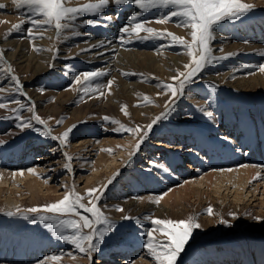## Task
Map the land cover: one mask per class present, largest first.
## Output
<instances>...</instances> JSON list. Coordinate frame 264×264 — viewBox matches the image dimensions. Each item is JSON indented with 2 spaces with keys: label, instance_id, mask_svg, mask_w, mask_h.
<instances>
[{
  "label": "rangeland",
  "instance_id": "rangeland-1",
  "mask_svg": "<svg viewBox=\"0 0 264 264\" xmlns=\"http://www.w3.org/2000/svg\"><path fill=\"white\" fill-rule=\"evenodd\" d=\"M88 2L95 0H70L68 6H81ZM245 2L254 5L252 11L238 21H225L217 26L216 39L211 43L215 56L233 55L205 67L185 89V93L193 90L199 95L198 98L210 100V103H205V107H202L192 98L186 99L185 95L177 98L174 111L167 119L153 126L140 151L130 156L129 153L135 148L134 146L130 151L131 146L138 142L139 137L113 129L119 128L120 124L146 129L148 124L165 111V105L172 97L161 84L173 83L172 77L177 76L178 72L186 71L185 65L191 62V57L183 47L171 44L170 38L135 39L134 33V37L126 36L127 45L123 44L124 47L122 45V48H118V54L116 52L112 58L116 65L114 63L110 66V63L98 61L93 56L95 51L90 43L93 39L87 35L93 28L99 32L107 29L111 21H105L104 13L98 17L84 14L75 22V28L65 29L59 38L54 28L37 29L28 22L23 24L22 30L11 31L9 35L13 25L27 21L32 14L27 7L16 8L13 0H0V4L5 5L0 8V21H3L0 23V50L4 53L5 61L0 62V89H3L0 91V102L8 103L7 108H0V141L5 142L0 148H5L6 151L12 145L18 154L7 157L3 163H10L12 166L17 158L26 168L35 169L30 178L23 175L21 182L10 176L13 169L8 168L11 166L4 165L6 171L0 169L8 173L5 176L0 173V240H16L23 244L27 241L20 240L31 238L36 240L38 246L44 243L40 253L31 257L32 260H26L23 256V260L17 262L12 260L14 257H10L7 261L9 264H156L144 247L148 239L147 233L153 228L146 217L177 221L194 217L201 224V228L194 230L185 250L178 257L177 264H221L224 260L225 264H239L238 261L240 264H264V223H256L254 220L255 217L264 218V160L250 161L258 169L251 180L239 179L237 171L232 173L231 178L221 177V180L212 185H208L205 178V175L220 171L222 167L229 169L243 164L230 166V163L236 162L227 160L230 155L239 158V162L245 156H254L257 151L264 157V71L259 70V66L264 65V0ZM128 10L133 12L138 9L129 3L109 6L105 12L119 13L115 22L120 20L123 27L129 24V17L132 15H127ZM167 11L169 10H151L140 19L146 22L145 27L170 31L190 41V30L180 25L179 18H173L167 23L157 22L161 13ZM83 20H90L92 23L86 25L82 23ZM129 27L132 25L129 24ZM29 28L33 29V33L39 32L43 36L29 38ZM73 32L81 35H73ZM140 35L147 33L141 32ZM5 42L7 47L4 46ZM37 48L41 50L37 51ZM7 65H11L12 74L19 77L23 92L27 95L14 91L15 85L10 79L11 74L6 70ZM94 70L107 73L93 82V86H100L103 96L98 92L84 95L80 91L82 85L75 83L74 77L77 74ZM110 80L113 83L109 90L106 86ZM209 84L215 87H209ZM33 88L36 89L35 93ZM41 88L44 89L43 92L40 91ZM144 95L153 102H143ZM38 96L42 97L41 100L37 99ZM11 100L34 104V113L21 110L20 115L30 118L38 114L47 122L53 135H60L70 126L76 125L68 143L61 146L58 141L43 137L33 128L22 131L18 126L20 122L15 119L16 114L12 112L18 105L10 102ZM124 105H127L128 115L122 111ZM206 112H211L212 116H205ZM105 116L110 119L105 121ZM61 118L63 123L57 124ZM112 120L119 121L120 124L112 123ZM231 121L243 122L242 125L246 127L241 133L239 131L243 142H239L238 134L235 136L237 143L220 134V130L225 129L222 127L228 128ZM33 123L36 128H43L35 121ZM190 131L199 134L200 146H194V142L191 143L189 139L186 141L187 132ZM224 151H229L226 153L227 158ZM64 153L73 157L70 171L64 169V164L68 163ZM153 161L163 165L168 161L167 165L171 163L169 168L174 174L154 167ZM16 166L20 167L19 164H14ZM197 168L200 169L196 170ZM35 175L42 176L41 186L29 183L36 179ZM113 176L116 179L109 185L98 206L122 226L114 235L106 238L100 250L92 254L91 260L70 243L58 239L44 223L32 224L31 217L36 214H29L27 218L6 215L8 211L14 212L17 208L26 211L59 201L73 186L76 192L84 195L88 189L102 188ZM189 178L190 181L197 179V184H194L197 187L188 182L189 187H195L193 191H189L187 186L182 187ZM198 179L205 180L206 185ZM165 193L168 195H164ZM161 196L163 198L160 203H155L156 198ZM90 199L92 198L85 195L82 202L90 206ZM117 206L123 211H119ZM209 207L213 209L212 215L207 214ZM233 213L239 219L231 215ZM123 216L136 217L143 222L136 225L133 221L122 220ZM221 220H228L234 227H228ZM153 235L160 240L166 239L159 232H154ZM54 247L56 252L51 254L60 256V260L47 256L49 249ZM114 251H123L122 257H126L128 261H117ZM102 257L106 259V263L98 262ZM65 260L69 262L66 263ZM0 262L6 264L3 258Z\"/></svg>",
  "mask_w": 264,
  "mask_h": 264
},
{
  "label": "snow or ice",
  "instance_id": "snow-or-ice-1",
  "mask_svg": "<svg viewBox=\"0 0 264 264\" xmlns=\"http://www.w3.org/2000/svg\"><path fill=\"white\" fill-rule=\"evenodd\" d=\"M13 3L16 8L27 7L32 15L29 16L27 21H21L13 25L8 33L9 35L11 31L22 30V25L28 22L37 29L54 28L57 32V38H59L60 34L65 29L75 28V22L84 14L98 17L109 6H121L130 3L136 6L138 10L129 17V24L132 25V27L130 28L129 24H125L119 29L118 38L121 44L126 42L125 36L131 37L133 33H135L136 39L141 40L170 38L171 44L182 46L186 54L191 57V62L185 65L186 71L178 72L177 76L172 77L173 83L161 84L163 89L171 93L172 99L165 105V111L148 124L146 129H142L140 126L127 127L120 124L119 121L112 120V123L120 124L119 128L113 129L114 131H126L139 137L138 142L135 144L134 151L130 153V156H134L140 151L141 145L148 138L153 126L159 123V121L167 119L174 111L176 99L185 95V89L194 82L195 78L198 77L205 67L219 60L227 59L228 55H233L230 53L225 56L217 57L213 54L211 43L216 39L215 30L217 26L222 25L225 21H238L254 8V5L246 3L245 0H95V2H88L81 6H68L70 0H13ZM3 7H5V5L0 4V8ZM151 10H169L167 12H162L157 18V22L167 23L173 18H179L180 25L190 30L191 40L189 41L170 31H158L151 27H145L146 22L142 21L140 17ZM112 19V16L105 17V21H111ZM97 22L99 23V21ZM0 23H3V21H0ZM82 23L87 25L92 23V21L83 20ZM27 32L29 38H34L36 35L43 36V34L39 32L33 33L32 28H29ZM141 32L147 33V35L141 36ZM73 35H81V33L73 32ZM106 43L111 42L101 40L92 47L99 48ZM36 50L40 51L41 49L37 48ZM0 62H5L2 50H0ZM6 70L11 74L10 79L15 85L14 91L27 95L23 92V86L19 77L12 74L13 69L11 65H7ZM259 70L264 71V65H260ZM106 74L107 73L103 70L88 71L77 74L74 80L76 84L82 85L80 91L83 92L84 95L98 92L103 96L104 92L101 91L100 86H93V82ZM125 75H127V73H125ZM112 83L113 81L110 80L106 86L109 90ZM209 87H215V85L209 84ZM0 91H3V89H0ZM40 91L43 92L44 89L41 88ZM81 99H83V97H81ZM142 99L145 103L153 102L147 95H144ZM10 102L18 105V107L12 109V112L16 114L15 119L20 122L18 126L22 131L33 128L43 137L58 141L61 146L68 143L70 134L73 132V129L76 128V125L70 126L60 135H53L47 122L38 114H34L30 118H25L20 115L21 110L34 113V104L29 105L21 103L19 100H11ZM7 107L8 103L0 102V108ZM122 111H124L126 115L129 114L127 112V105L122 107ZM206 115L211 117L212 113L207 112ZM103 119L108 121L110 118L105 116ZM33 121L42 125L43 128H36ZM62 123L63 118L57 121V124ZM4 143V141H0V145ZM64 155L68 161V163L64 164V169L70 171V161L73 157L67 153H64ZM152 164L154 167L167 171V168L163 164H158L154 161ZM27 171L35 173L34 168L27 169ZM222 171L230 172L232 169ZM20 174L23 175V171H21ZM116 175L118 176L119 173ZM257 176H259V174H257ZM115 179L116 176H113L102 188L88 189L84 195L76 192L75 186H73V189L67 192L59 201L43 206L32 207L26 211H21L17 208L14 212L8 211L6 215H20L27 218L29 214H36L31 219L32 224H36L37 222L44 223L45 227H47L58 239L70 243L78 252L87 254L91 260L92 254L100 250L101 244L105 242L106 238L114 235L118 231V228L122 226L118 225L115 220L107 216L102 208L98 206L99 201L103 199L109 185H111ZM85 195L92 198L89 200L90 206H86L85 203L82 202ZM164 195H166V193ZM162 198V196L157 197L155 203L159 204ZM118 210L121 212L123 211V209L119 207ZM207 214H213V209L211 207L207 209ZM231 215L236 217L235 213ZM236 218L239 219V217ZM146 219L151 221L153 228L147 233L148 239L144 247L156 264H177V259L185 250V246L192 238L194 230L201 228V224L197 222V219L194 217L178 221L152 217H146ZM122 220L133 221L136 225L142 223L141 219L132 216H123ZM254 220L256 223H264V218L262 217H255ZM221 223L230 228L234 227L228 220H221ZM154 232L162 233L166 239H157L153 235ZM50 259L58 260L60 256H53ZM40 264H43V262H40Z\"/></svg>",
  "mask_w": 264,
  "mask_h": 264
},
{
  "label": "bare ground",
  "instance_id": "bare-ground-1",
  "mask_svg": "<svg viewBox=\"0 0 264 264\" xmlns=\"http://www.w3.org/2000/svg\"><path fill=\"white\" fill-rule=\"evenodd\" d=\"M15 6V5H14ZM134 12H136V11H133V12H131V11H129L128 10V12H127V15L130 13V14H133ZM104 13V15H106V16H112L113 17V19L111 20V22L109 23V26H107V29L106 30H104V31H102V32H99V31H97V30H94V28H93V31L92 32H87V35H89V36H91V38L90 39H93V40H90V43H91V45L93 46V45H96V44H98L101 40H105V41H110L111 43H106L104 46H102V47H99V48H93V50L95 51L93 54V56H95V58H96V60H98V61H103V62H106L107 64H109L110 63V66H112L114 63V65H116V62H115V60L114 61H112V58L115 56V53L117 52V50H119L118 48H122L121 46L123 45V44H121V42H120V40H119V38H118V36H119V29H120V27H122L121 26V21L119 20L118 22H115L116 20L115 19H117L119 16H118V14H116V13H112V12H103ZM12 14V13H11ZM13 16V15H12ZM15 16V15H14ZM104 17V16H103ZM14 18V17H13ZM20 19V18H19ZM100 19H102L101 17H100ZM121 19V18H120ZM100 25V24H99ZM23 26V25H22ZM103 26V25H102ZM49 28V27H48ZM100 29V28H99ZM50 30V29H49ZM53 31V30H52ZM50 32V31H49ZM64 32V31H63ZM51 33V32H50ZM101 33V34H100ZM49 34V33H48ZM47 34V35H48ZM134 34V33H133ZM46 35V36H47ZM50 35H52V34H50ZM54 35H56V34H54ZM45 36V37H46ZM54 37V36H53ZM132 37H134V36H132ZM125 38H126V36H125ZM129 39H131V38H129ZM136 39V38H135ZM42 40H44V39H42ZM87 40V39H86ZM127 40H128V38H127ZM47 41V40H46ZM125 41H126V39H125ZM129 41V40H128ZM134 41V40H133ZM42 42V41H41ZM45 42V41H44ZM135 42V41H134ZM43 43V42H42ZM127 43V42H126ZM126 43H124V44H126ZM217 43V42H216ZM127 45V44H126ZM4 46L5 47H7V42H5L4 43ZM45 46V45H44ZM237 46H238V44H237ZM240 46V45H239ZM238 46V47H239ZM259 46V45H258ZM264 46V45H263ZM123 47H124V45H123ZM240 47H242L243 48V46L241 45ZM255 47V46H254ZM260 47V46H259ZM236 48V47H235ZM6 49V48H5ZM54 49V48H53ZM91 49V48H90ZM239 49H241V48H239ZM48 50H49V48H48ZM62 50V49H61ZM54 51V50H53ZM93 52V51H92ZM122 52V51H121ZM120 52V53H121ZM124 52V51H123ZM122 52V53H123ZM135 53V52H134ZM63 54V53H62ZM89 54V53H88ZM91 54V53H90ZM117 54H118V52H117ZM125 54V53H124ZM131 54V53H130ZM12 55H14L13 53H12ZM11 55V56H12ZM49 55V54H48ZM50 55H51V53H50ZM8 56H9V54H8ZM43 56V55H42ZM41 56V57H42ZM86 56V55H85ZM117 56H119V55H117ZM92 57V56H91ZM22 58V57H21ZM119 58H120V56H119ZM13 59V58H12ZM32 59V58H31ZM90 59V58H89ZM93 59V58H92ZM116 59V58H115ZM55 60V59H54ZM18 61H19V59H18ZM23 61V60H22ZM25 61V60H24ZM118 61V60H117ZM14 62V61H13ZM36 62V61H35ZM48 62V61H47ZM52 62V61H51ZM59 62V61H58ZM123 62V61H122ZM34 63V62H33ZM118 63H120V61L118 62ZM35 64V63H34ZM82 65V64H81ZM123 65V64H122ZM121 65V66H122ZM108 66V65H107ZM120 66V67H121ZM102 68H103V66H102ZM113 68H115V67H113ZM119 68V67H118ZM101 69V68H100ZM116 69H117V67H116ZM108 70V69H107ZM111 71V70H110ZM48 72V71H47ZM4 74H6V76L7 77H9L8 75H7V73H4ZM206 75V74H205ZM226 75V74H225ZM224 75V76H225ZM228 78V77H227ZM26 80H28L27 78H25ZM204 80V79H203ZM214 80V79H213ZM22 81V80H21ZM25 81V80H24ZM199 81V80H198ZM215 81V80H214ZM10 85H11V80H9V82H8ZM22 84V83H21ZM7 86V85H6ZM189 86V85H188ZM28 87V86H27ZM200 87V86H199ZM29 91V90H28ZM35 91H36V89H34L33 88V92L35 93ZM32 92V91H31ZM32 92V93H33ZM30 93V92H29ZM203 94H205V92L203 93ZM36 95H37V93H36ZM202 95V93L200 94V96ZM33 96V95H32ZM31 96V97H32ZM35 96V95H34ZM198 96L199 95H197V94H195V92L192 90V91H188L187 93H185V97H187L186 99H191V100H193L196 104H199V105H201L202 107H205L204 105H205V103H210V100H207V101H204L203 99H201V98H198ZM206 97V96H205ZM37 98V97H36ZM41 96H38V98L37 99H39V100H41ZM203 98V97H202ZM36 99V100H37ZM36 103V102H35ZM39 104V103H38ZM182 104V103H181ZM193 104V103H192ZM183 105V104H182ZM191 105V104H190ZM207 105V104H206ZM37 106V105H36ZM195 106V105H194ZM197 107V106H196ZM193 109V108H192ZM197 109V108H196ZM201 109V108H200ZM203 110V109H202ZM206 110V109H205ZM204 110V111H205ZM228 110V109H227ZM226 110V111H227ZM197 111V110H196ZM200 112H202V111H200ZM207 113V112H206ZM206 113H205V116H206ZM204 114V113H203ZM220 115V114H219ZM263 118V117H262ZM212 119V118H211ZM232 120V119H231ZM213 122V121H212ZM206 123V122H205ZM214 123V122H213ZM242 123L243 122H238V121H236V123H234V121H231V122H229V125H228V128L227 127H222V128H225V129H221L220 130V134L222 135V136H225L224 138H226L227 140H235L236 138H235V136H236V134H238V140H240L239 142L241 143V142H243V140L244 139H242V138H240V135H239V131H240V133H241V131L242 130H245V128L246 127H244V125H242ZM246 123V122H245ZM227 125V124H226ZM225 125V126H226ZM249 126V125H248ZM251 126V125H250ZM256 126V125H255ZM263 126V125H262ZM231 127L233 128L232 130H231ZM254 127V126H253ZM261 127V126H260ZM260 127H256V128H260ZM244 128V129H243ZM252 129V128H251ZM222 132V133H221ZM188 134H187V138H186V141H187V139H189L190 141H191V143H193V145L195 144H197V146L196 147H198V146H200V141H201V137L199 136V134L197 133V132H192V131H190V132H187ZM225 134V135H224ZM262 134V133H261ZM220 135V136H221ZM258 136V135H257ZM253 138V137H252ZM225 139V140H226ZM107 140V139H106ZM226 140V141H227ZM264 140V139H263ZM33 141V140H32ZM85 140H83V142H84ZM254 141V140H253ZM36 142V141H35ZM98 142V141H97ZM234 142H236L237 143V141L235 140ZM91 143V142H90ZM133 143V142H132ZM136 143V142H135ZM180 143H182V142H180ZM245 144V143H244ZM256 144V143H255ZM254 144V145H255ZM40 145V144H39ZM87 145H89V144H87ZM131 145V144H130ZM190 145H192V144H190ZM194 145V146H195ZM28 146V145H27ZM29 146H31V145H29ZM85 146V145H84ZM93 146V145H92ZM134 146H135V144H133L132 146H131V150L130 151H132V149L134 148ZM172 146H174V145H172ZM178 146V145H177ZM180 146V145H179ZM209 146V145H208ZM190 147V146H189ZM193 147V146H192ZM33 148V147H32ZM206 148V147H205ZM256 148V147H255ZM5 149V148H4ZM3 148H0V169H2L3 171H6V169L7 168H4L3 166L4 165H9L8 167H10L11 165H10V163H7V164H5V163H3V161H5V159L7 160V157H9V156H11V155H13V154H17V149H14L13 148V146L11 145V146H9L8 147V149L5 151ZM27 149H28V147H27ZM188 149V148H187ZM250 149V148H249ZM191 150H193V149H191ZM190 150V151H191ZM33 151V150H32ZM91 151V150H90ZM189 151V150H188ZM221 151H223V150H221ZM245 151V150H244ZM257 151V150H256ZM14 152V153H13ZM19 152V151H18ZM58 152V151H57ZM96 152V151H95ZM195 152V151H194ZM220 152V151H219ZM229 151H224V156L227 158V156H226V153H228ZM94 153V152H93ZM97 153H99V152H97ZM131 153V152H130ZM130 153H129V155H130ZM213 153V152H212ZM246 154V153H245ZM18 155V154H17ZM29 155V154H28ZM33 155V154H32ZM32 155H31V157H32ZM219 155V154H218ZM46 156V155H45ZM203 156V155H202ZM205 156V155H204ZM42 157V156H41ZM127 157H129V156H127ZM202 158V157H201ZM229 158V159H228ZM227 158V160H236V162L235 163H230L229 165L230 166H232L233 164H239V163H243V164H241V165H237V166H232V167H234V168H229V169H232V171H221V169L223 168H221V169H219L220 171H217V172H214L213 174H209V175H205V178H207V182H208V185H212L214 182H216V181H218V180H221V177H226V176H228L229 178H231L232 177V173L234 172V171H237L239 174H237V177L239 178V179H243L244 178V180L245 179H250L251 180V178L252 177H254V174H255V172H256V170H258L257 169V166H256V164L255 163H253V162H250V161H258V160H261V159H263L264 160V157L261 155V153L259 152V151H257V152H255V154H254V156H252V157H246L245 156V159H243V160H241V162H239L238 161V159L239 158H236V157H233L232 155H230L229 157ZM243 158V157H242ZM45 159V158H44ZM203 159H205V158H203ZM37 160V159H36ZM20 161H22V160H20ZM208 161V160H207ZM259 162V161H258ZM167 163H168V161H167ZM167 163H166V165H165V167L167 168V171H168V173H171V174H174L173 173V171H171V169L169 168V166H171V163H169L168 165H167ZM13 165L10 167V168H8V169H10L11 170V168L13 169L11 172V174H10V176L11 177H14L15 179H17V180H19L20 179V182H21V179L23 178L22 176L23 175H26V178H30L31 177V174L33 173V172H29V171H27V168H26V166L25 165H22L23 163H19V161L17 160V158H16V160H15V162H13L12 163ZM14 164H19V166L20 167H18V166H16V167H14ZM32 164V163H31ZM226 164V163H225ZM228 164V163H227ZM258 164V163H257ZM259 165H261L262 166V164H259ZM259 165H258V167H259ZM264 165V164H263ZM5 166V167H6ZM260 166V167H261ZM196 167V166H195ZM263 167V166H262ZM25 168V169H24ZM225 168V167H224ZM223 168V170H226V169H224ZM29 169V168H28ZM200 169V168H199ZM198 168L196 169V170H199ZM202 169V168H201ZM236 169V170H235ZM3 171H0V173H2L4 176L6 175V173L7 172H3ZM21 171H26L25 173L23 172V175H21L20 174V172ZM9 172V171H8ZM206 172V171H205ZM236 172V173H237ZM207 173V172H206ZM212 173V172H211ZM235 173V174H236ZM234 174V173H233ZM7 175H8V173H7ZM1 176V175H0ZM9 176V177H10ZM20 176V177H19ZM165 176V175H164ZM164 176H162V177H164ZM3 177V176H2ZM10 177V178H11ZM34 177H36V179H32L31 181H29V183H31L32 182V184H37V186H41L42 185V182L40 181V178L42 177V176H34ZM166 177H167V175H166ZM165 177V178H166ZM241 177V178H240ZM38 178V179H37ZM164 178V179H165ZM193 178H197V177H193ZM13 179V178H12ZM224 179V178H223ZM222 179V181L224 182V180ZM1 180V179H0ZM226 180V179H225ZM230 180V179H229ZM232 180V179H231ZM3 181V180H2ZM14 181V180H13ZM198 181H203V183L205 184V180H201V179H198ZM227 181H228V179H227ZM234 181H235V179H234ZM241 181V180H240ZM243 181V180H242ZM246 181V180H245ZM244 181V182H245ZM18 182V181H17ZM188 182H190L191 184H197L196 182H197V179L196 180H194V179H191V181H190V178L188 179V181L186 180L184 183V185H182V187L183 186H187L188 187V190L189 191H193L194 189H195V187H193V186H191V187H189V183ZM199 183V182H198ZM202 183V182H201ZM200 183V184H201ZM247 183V182H246ZM17 184V183H16ZM199 184V185H200ZM2 185V183H0V186ZM206 185V184H205ZM194 186H196V185H194ZM198 186V185H197ZM196 186V187H197ZM200 186H202V184L200 185ZM205 187V186H204ZM209 187V186H208ZM180 188V187H179ZM184 188V187H183ZM186 188V187H185ZM200 188V187H199ZM177 189V188H176ZM181 190V189H180ZM174 191V190H173ZM172 191V192H173ZM184 191V190H183ZM176 193V192H175ZM177 193H179V192H177ZM185 193H186V191H185ZM190 193V192H189ZM167 194V193H166ZM187 194V193H186ZM151 195V194H150ZM168 195V194H167ZM118 198V197H117ZM183 198V197H182ZM185 198V197H184ZM167 199V198H166ZM164 200V199H163ZM162 200V201H163ZM168 200V199H167ZM167 200H165V201H167ZM204 200V199H203ZM212 201V200H211ZM110 202V201H109ZM116 202H118V201H116ZM164 202V201H163ZM168 202V201H167ZM191 202V201H190ZM209 202V201H208ZM206 204V203H205ZM202 205V204H201ZM200 210V209H199ZM143 211V210H142ZM22 217H24V216H22ZM28 217V216H27ZM26 218V217H25ZM24 218V219H25ZM32 218V217H31ZM145 221V220H144ZM143 222V221H142ZM149 229V228H148ZM27 231H29V230H27ZM32 232V231H31ZM2 233V232H1ZM17 236V235H16ZM26 236V235H25ZM34 236H35V234H34ZM15 238V237H14ZM21 238V237H20ZM24 240H26L27 242H24L23 244H20V242L19 241H9L8 239H2V240H0V255H4V257H0V261L2 260V258H3V262H5L6 264H9V262H7V261H9V258L11 257V258H13L12 260H16L17 262L19 261V260H23V259H21L23 256L26 258V260H29V258H31V257H33V256H36V255H38L39 253H40V249H41V247H42V245L44 244V243H42L41 244V246H38V244L36 243V240H34V239H31V238H27V239H23V240H20V241H24ZM43 240V239H42ZM46 240V239H45ZM48 240V239H47ZM53 240V239H52ZM39 241V240H38ZM6 243L8 244V246H6ZM4 246H3V245ZM26 244V245H25ZM58 249V248H57ZM26 250H27V252H26ZM56 250V248L54 247V249L52 248V249H49V252L47 253V256H49V258H51L50 257V255L52 256L53 254H51L52 252H54ZM147 250V249H146ZM135 251V250H134ZM56 252V251H55ZM54 252V253H55ZM61 253V252H60ZM122 253H123V251H114V255H116L115 257H117V261H125V263L128 261V259L126 258V257H122ZM133 254V253H132ZM129 255V254H128ZM134 255V254H133ZM143 255V254H142ZM146 255V254H145ZM46 256V255H45ZM135 256V255H134ZM53 257V256H52ZM16 258V259H15ZM20 258V259H19ZM33 258H31L30 260H32ZM48 259V258H47ZM100 259V258H99ZM45 260V259H44ZM54 260V259H53ZM60 260V259H59ZM224 260V259H223ZM52 261V260H51ZM57 261V260H56ZM66 261V260H65ZM11 262V261H10ZM13 262H15V261H13ZM31 262V261H30ZM49 262V261H48ZM67 262H69V261H66V263ZM99 263H106V259H104L103 257H102V260H99L98 261ZM1 263V262H0ZM29 263V262H28ZM141 263H143V262H141ZM238 263L240 264V261H238ZM11 264H12V262H11ZM13 264H17V263H13ZM54 264V263H53ZM60 264V263H59ZM113 264V263H112ZM115 264V263H114ZM121 264V263H120ZM127 264H128V262H127ZM129 264H131V263H129ZM143 264H146V263H143ZM214 264V263H213ZM216 264V263H215ZM221 264H225V260L221 263Z\"/></svg>",
  "mask_w": 264,
  "mask_h": 264
}]
</instances>
